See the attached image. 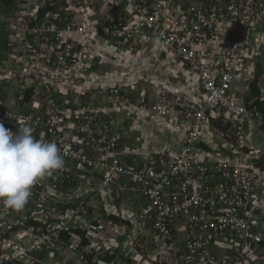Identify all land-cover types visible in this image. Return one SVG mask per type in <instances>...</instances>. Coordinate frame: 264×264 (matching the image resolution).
Instances as JSON below:
<instances>
[{"label": "built area", "instance_id": "1", "mask_svg": "<svg viewBox=\"0 0 264 264\" xmlns=\"http://www.w3.org/2000/svg\"><path fill=\"white\" fill-rule=\"evenodd\" d=\"M31 2L44 8L47 20L38 28V17L28 18L23 24L26 31L33 26L42 32L49 31V27L62 29L54 42L59 49L53 50V40L42 37L40 41L47 40L53 52L19 56L18 60L28 63L26 69H36L41 58L51 64L61 63L63 70H68V66L80 67L106 52L105 45H109L113 56L124 52L139 59L163 55L170 58L172 52L193 80L192 95L176 96L164 104L163 91L168 93L169 89L163 83L162 89L151 92V101H146L149 95L138 101V111L146 110L157 118L166 114L174 125L169 132L173 141L160 151L130 153L128 163L119 157L128 152L127 148H120L119 127L112 121L99 123L91 115L92 108L84 116L86 122L78 120L74 124L86 147L81 148L77 139L79 146L74 152L65 150L61 141L67 142L66 133L44 141L58 143L65 160L56 175L46 176L47 183L54 182L56 191L63 192L83 185L82 170L88 177L98 176L99 197L109 187L115 204L121 201L132 210L142 235L148 236L152 244H159L164 253L160 264H264V190H260L264 171L258 165L260 155L252 157L251 152H244L249 147L247 124L257 118L264 120V109L253 102L241 101L236 93L237 80L251 74L248 63L260 70V79L264 81V42L259 41L264 31V0H64L62 5H57V0ZM18 15L14 8L4 15L0 12V28L1 20H16ZM18 25L16 20L8 26L10 37ZM30 39L33 38L26 41L29 49L38 47ZM10 40L6 45L9 55L13 43H19L16 38ZM44 73L42 69L40 74ZM121 87L110 91L115 93V99L124 102L126 93ZM29 88L32 92L26 102L24 91ZM258 90L261 91L260 84ZM33 91L31 86L24 88L20 99L23 105L34 104ZM31 119L40 121L38 117ZM176 129H182L183 134L175 140L180 141V146L175 147ZM209 137L221 148L230 143V152H204L202 143ZM72 163L74 171L67 168ZM103 199L100 207L108 209ZM53 200L59 197L53 195ZM72 207L77 205L66 208L69 213L65 212V218L60 217L59 213L64 211L59 210L53 222L50 215L43 221L34 218L41 223L39 232L24 225L28 218L23 224L24 235L31 234L33 245L38 247L48 244L45 250L53 245L52 237L60 248L70 243L67 248L73 249L71 238L67 242L60 239L62 233L85 232L72 219ZM124 211L113 208L98 225L86 228L85 237L89 239L91 235L96 240L91 248L98 246L99 253L105 249V255L120 250L124 256L127 231L109 218L112 215L124 219ZM96 212V217L103 215L99 209ZM107 234L112 238H107ZM117 235L119 239L125 237L120 245ZM108 239L117 240V244ZM29 251L17 240L4 238L0 241V264L15 261L31 264ZM82 257L77 264H82ZM152 261H156V256ZM96 264L112 262L98 258Z\"/></svg>", "mask_w": 264, "mask_h": 264}, {"label": "rangeland", "instance_id": "2", "mask_svg": "<svg viewBox=\"0 0 264 264\" xmlns=\"http://www.w3.org/2000/svg\"><path fill=\"white\" fill-rule=\"evenodd\" d=\"M31 1L12 0V7L10 6V8L0 0V12L2 15L12 8H14V12L19 13L18 17H16L19 25L14 36L10 37L11 34L6 29L11 24H15L16 20L10 18L1 20L2 28H0L1 31H5L8 34L7 43L11 42L10 39L15 38L19 42L18 45L13 43L10 55L7 53L6 47L0 57V122L4 124L5 128L15 134L18 132L19 124H27L34 130V138L41 141L51 138L55 139L58 134L66 133L67 142L62 140L61 143H64L63 147L65 150L74 152V148L79 146L76 144L77 139L81 142V148L86 147L82 138L76 134V126L74 124L78 120L80 123L86 122L84 116L89 110L94 108L91 115L96 116L99 119V123L106 124L108 123L107 121H112L115 127H119L121 136L120 148L128 149V152L120 154L119 157H123L128 163L130 162L128 157L130 153H152L153 151H160L166 143H170L172 139H170L171 135L169 132L174 126L173 123L169 122L171 119L166 114L158 115L157 118L155 114L146 110L138 111L136 107L139 105L138 101L141 96L149 95L146 101H151V92L162 89L163 83H167L169 88L168 93L165 90L163 91V94H166L164 95L166 96L164 97V104L167 100L172 101L176 96L183 97L186 93L192 95L190 87L191 73L183 67L174 54L169 52L173 61L168 57H164V55L162 57L139 59L136 58V55L121 52V56L116 53L113 56L112 48L109 45H105L106 52L100 56L93 57V59H90L80 67L68 66V70H63L61 63L60 65L57 63L51 64V62L46 61V58H41L38 59L36 69H26L27 62L18 60L19 56L27 54L38 56L40 53L45 55L47 52H53L48 47L49 45L51 46L47 41L49 38L53 40V50L59 49V45L54 42L58 38L57 33L62 29V27H59L58 30H55L49 27V31L42 32V30L36 31L35 26H33L26 31L27 28L23 24L28 18L33 20V17H38V28H42V22L47 20L44 8L40 5L38 7L34 6ZM58 3L60 5L65 4L64 0H57V5ZM42 37H46L47 40L45 42L40 41ZM27 38H33L30 39L31 42L38 47L29 49L26 42ZM259 41L264 42V31L260 35ZM28 59L31 60L30 57H27ZM42 69L45 71L44 74H40ZM29 86L35 90V93L33 91V95H36V97H33L35 102L33 105H23L20 99L24 88ZM113 87H121L123 89V92L126 93V101L123 102L121 99L114 98L115 93L110 91ZM170 87H173L174 91H171ZM189 91L191 93H188ZM121 94L118 95L119 98H121ZM5 115L7 116L5 117ZM31 117H38L40 121L33 122L32 119L30 120ZM95 124L97 125L96 122ZM174 133L177 134L174 137L175 141L180 139L183 131L182 129L179 131L176 129ZM157 141H163V143L156 145L155 142ZM179 143L180 141H178V145ZM146 148L149 149L143 151ZM246 151H248V148H245L244 152ZM67 168L74 171L75 164L72 163ZM55 171L51 174L56 175L57 171ZM82 173V178L86 179L85 171L82 170ZM46 176L40 178L32 186L31 195L22 210L8 209L0 201V231L5 228L7 219L16 224L15 234L18 236L17 241L30 250L31 264H77L81 256L86 254L83 253V250H87L88 254H93L92 263L96 264V260L103 257L106 250L103 249L99 253L96 251L98 246L91 248V245L96 241L95 237L90 235L88 239L85 237V232L86 228L91 229L92 224L98 225L99 222L104 220L105 214L110 212L106 209L107 207H100V204L103 203V196L101 199L97 189L92 191L91 187L86 185L87 182L85 185L57 192L53 187L54 182L47 183L48 179ZM53 195H57L59 200L54 201ZM65 201H68V203L66 204ZM74 203L77 207H72L74 210L72 219L75 220L77 225H82L85 228V232L83 237L78 233V235L73 232L68 234L71 238L70 242L75 244L73 249H68L67 245L70 243H66L67 245L60 250L63 253L56 259L54 254L49 253L48 249H44L48 244L43 248V245L38 247L33 245L34 238L31 234L24 235L25 232L22 229H26L23 224L28 218L43 221L45 216L50 215L52 218L51 222H53L59 210L64 211V213L61 212L59 215L61 218H65L66 213H69V209L66 208ZM97 209H99L100 214L103 213L100 217H96ZM123 223L128 229L126 242L131 243L129 254L133 255L136 261H132L128 257L124 258L128 254L127 249L124 256L119 252L121 258L117 257L116 261L121 262V264H160L164 253H161L159 244H152L148 236L145 238L140 235L139 226H132L128 221H123ZM21 233L23 235L19 236ZM110 235L107 234V238ZM117 238L119 245L125 240V237H123L124 239H119L120 235H117ZM3 239L4 235L0 236V241ZM108 240L111 242L112 239ZM50 243L56 245L55 250L59 246V243L53 237ZM127 247L129 248V245H126ZM42 254L48 255L50 261L44 263V260L40 259ZM154 256H156V261H152ZM138 258H141L140 262Z\"/></svg>", "mask_w": 264, "mask_h": 264}, {"label": "clouds", "instance_id": "3", "mask_svg": "<svg viewBox=\"0 0 264 264\" xmlns=\"http://www.w3.org/2000/svg\"><path fill=\"white\" fill-rule=\"evenodd\" d=\"M64 165L55 142L35 139L27 124H19L14 134L0 122V201L6 208L22 210L32 186Z\"/></svg>", "mask_w": 264, "mask_h": 264}, {"label": "crops", "instance_id": "4", "mask_svg": "<svg viewBox=\"0 0 264 264\" xmlns=\"http://www.w3.org/2000/svg\"><path fill=\"white\" fill-rule=\"evenodd\" d=\"M7 35H8L7 32L1 31V29H0V57L2 56L4 50L6 49L5 46H6V43H7V40H8V36ZM170 59L172 60V58H170ZM247 65L249 67V70H250L251 74L248 75V76H241L239 78V80H237V86H236L237 96L243 102H253L254 104H257V106H259V108L264 109V100H263L264 96H262V93L264 92V81H262L260 79V70H258L257 68L255 69L254 67H251L250 63H248ZM148 66H152V65H148ZM179 66H180V64H179ZM191 81H193V80L191 79ZM259 84H260V87H261V91L258 90V85ZM170 88H173V87H170ZM167 89H169L168 88V84H167ZM247 131H248L247 132V138H248V142H249V147H248V151H246V152H251L252 157H254L255 155L256 156L260 155V158L258 160V165L261 166V168L264 171V120H259L258 118L251 120L247 124ZM157 142H155L156 145H158V144L160 145V144L163 143V141H157ZM175 142L178 145V141H175ZM143 143H145V142H143ZM177 145H175V147ZM202 145H203L202 150L204 152H227V151L231 150L230 149V146H231L230 143L229 144L226 143L225 145H222L224 148H221V145H219L216 140L214 141V143H212L211 137H209V139L205 138L204 139V143H202ZM179 146H180V143H179ZM148 149L149 148H146V150H143V151H147ZM86 175H87L86 179H83V178L81 179L82 180L81 182L83 183V185H85V183L87 182L86 185H89L91 187L92 191L95 190V189H98L100 187V179H99V177L98 176L88 177L89 175L88 174H86ZM263 181H264V173H263V176H261V183ZM80 186H82V184ZM261 189L264 190V185H261L260 190ZM259 194L261 195L260 192H259ZM102 196H103V198H106L103 201H105L107 203V205H108V209L107 210H109L110 212H112L113 208L116 209L117 211L120 210V209L125 210L124 213H123L124 214L123 216H125L124 219H120V218L118 219L117 217L114 216L116 219H112V220L115 223L118 222V223H120L119 226H122V227L124 226L125 227L123 221H128V223L131 224L132 226H135V227L139 226L138 225V221L136 220L135 216H133L131 214V211H132L131 209H127L126 206H124V204L121 203V201H119L118 202L119 205H117V204H115V201L112 200V198H111V188L107 187L104 190V192L101 194V199H102ZM109 218L111 219V217H109ZM121 220H123V221H121ZM6 221H7V224H6L5 228L2 231H0V236H3L6 233L11 234V232L15 228H17L16 224H13V222H11L10 219H7ZM118 223H116V224L118 225ZM125 229H126V227H125ZM126 231H127V234H128V229H126ZM139 234L142 235L141 231H140ZM126 237H127V235H126ZM110 243L113 244V245H116L117 241L112 239ZM130 244L131 243L126 242V245L127 246L129 245V248L128 247L125 248V252H126V249H127L128 250V254H126V256H124V258L128 257L129 259H132V261H134V259H133L134 256L129 254L130 253L129 252L130 251ZM55 247H56V245H54V244L49 246L48 247V251H49V253L54 254V256L57 259L58 256H61V254L63 252L60 251L62 249V248H60V246H58L56 248V250L54 249ZM119 252H121V251L119 250ZM106 256H109V255H105L104 257H101V258L104 259ZM110 256H114L113 257L114 259L110 260L112 262V264H121V262L119 263V261L118 262L116 261V258L119 256V253L112 254ZM119 258H121V257H119ZM40 259L41 260L43 259L44 263L50 261L48 255L45 256V255L42 254L40 256ZM36 260H38V259H36ZM38 261H40V260H38ZM104 261H106V260L104 259ZM106 262H108V261H106ZM126 262H128V261H126ZM123 264H125V263H123Z\"/></svg>", "mask_w": 264, "mask_h": 264}, {"label": "trees", "instance_id": "5", "mask_svg": "<svg viewBox=\"0 0 264 264\" xmlns=\"http://www.w3.org/2000/svg\"><path fill=\"white\" fill-rule=\"evenodd\" d=\"M6 5H8V6H12V4H11V1L12 0H2ZM6 47V46H5ZM31 89L29 88V89H26L25 91H24V101H29V99H30V95H31ZM65 186L66 185H68V183L67 182H65V184H64ZM109 217H111V219H116L114 216H109ZM25 226H33L34 227V229H35V232H39V231H41V229H42V227H41V223L39 222V221H36V220H34V219H28L26 222H25V224H24ZM16 230V228L11 232V234H9V233H6V234H4V238H6V239H8V240H11V241H16L17 240V237H16V234H15V231ZM75 234H81L82 235V237L84 236V232L83 231H81V230H75V231H73ZM77 234V235H78ZM21 236L23 235V233H21L20 234ZM60 239H61V241H64V242H67L69 239H70V236L67 234V233H62L61 235H60ZM84 242H85V240H84ZM114 256H106L104 259L106 260V261H108V262H110V260L111 259H114L113 258ZM92 259H93V254L91 253V254H87V255H83V257H82V264H93L92 263ZM13 264H21L20 262H18V261H15Z\"/></svg>", "mask_w": 264, "mask_h": 264}]
</instances>
